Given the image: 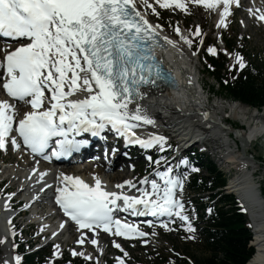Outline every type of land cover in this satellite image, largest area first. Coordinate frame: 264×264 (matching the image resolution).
<instances>
[{"label": "snow or ice", "instance_id": "obj_1", "mask_svg": "<svg viewBox=\"0 0 264 264\" xmlns=\"http://www.w3.org/2000/svg\"><path fill=\"white\" fill-rule=\"evenodd\" d=\"M144 2L147 5V0ZM194 2L208 9L222 4L223 16H227L230 5L238 4L239 0ZM157 3L165 8L171 3L186 8L180 0H171V3L157 0ZM223 16L221 24H224ZM259 19L264 20V14ZM157 36L153 26L136 10L134 0H0V37L7 38L6 43L20 42L13 50H9L10 45L0 49V69L4 70L0 73V83L8 97L29 104L33 109L18 121L23 143L33 153L51 160L45 150L53 137L60 138L56 140L59 150L53 155L66 156L87 144V141L70 139V135L88 132L97 136L110 125L129 142L144 148L154 144L163 147L166 140L163 136L148 140L135 136L132 129L138 125L130 121L145 124H154V121L144 114L139 104L134 109L129 108L130 103L142 98L141 84L155 82L151 79L153 68L156 78L163 74L159 63H150L156 59V48L163 47ZM164 39L175 46V42ZM209 51L214 53L215 49ZM237 58L243 68L242 57ZM46 92L50 93L47 108ZM78 93L82 98L69 99ZM15 115V106L7 99L0 100V149H6L7 138L14 130ZM11 143L20 147L15 138ZM171 173V167L158 172L163 189L152 180L151 191L140 189V196L107 191L99 177H94L95 183L90 185L79 177L64 176L65 187L57 188L60 193L57 203L81 229L102 227L105 232H112L115 226L114 235L144 237L148 234L114 219V212L121 208L117 202H123L125 212L132 210L140 214L138 206H142L145 214H175L182 221H188V216L181 214L183 203L175 198L176 190L183 188L182 181ZM141 183L149 181L145 179ZM125 184L135 187L132 181L116 187L123 189ZM187 230L194 231L190 223ZM83 242V239L78 241ZM91 242L97 244L96 239ZM114 246L124 252L120 244ZM56 247L58 249L59 245ZM72 254L83 255L75 251ZM124 255L127 256V252ZM117 259L119 264H125L123 259ZM16 260L19 264L20 257Z\"/></svg>", "mask_w": 264, "mask_h": 264}, {"label": "bare ground", "instance_id": "obj_2", "mask_svg": "<svg viewBox=\"0 0 264 264\" xmlns=\"http://www.w3.org/2000/svg\"><path fill=\"white\" fill-rule=\"evenodd\" d=\"M245 4L249 2L248 0L244 1ZM259 9L261 12L264 13V6L258 3ZM227 22V20H225ZM169 34L171 32L167 30ZM164 40V39H163ZM169 44V43H168ZM173 47L172 44H170L169 48H164L159 53V56L161 58H165V62L167 64L170 63L176 70L180 71L181 74L185 76L186 80V87L190 88V86L193 88L194 81H193V75L190 70V64L187 63L184 59H182L178 54H175L171 48ZM180 51V49H178ZM180 54V53H179ZM170 57H172L170 59ZM181 92V93H180ZM160 96V98H159ZM158 98L154 101L149 100V97L144 96V98H140L138 102L130 103L129 108L134 109L137 104L141 108H144V114H146L150 119H152V114L159 109V107L164 106L167 108L168 112L172 113L174 116L177 115V120L181 121L179 124L175 125L174 129L176 132H180L183 136H188L190 131L194 127L195 131H200L198 126H202L206 128L207 130L204 131L202 134L206 137V140L203 141V144L210 146L214 153L217 155L220 154L218 147H216V144L212 143V140L215 139V137L218 135L219 132L225 133L227 135L228 130H223L221 127H219L220 123V116H222L223 119L230 118L236 122H243L246 124L248 123V128L241 130V134L237 135V138L241 140L243 146H245V153L246 146H248L250 143V139L253 136H257L259 138L264 137V113L261 114V116H253L251 117V120L258 121L256 125L252 126L251 122L249 123L247 120V113L248 109L243 108V106H239L238 103L230 104L228 106L226 105H211L207 102L205 98L200 97L197 93L192 91V96L185 97L182 93V91L178 92H169V91H163ZM77 97L82 98V94L78 93ZM76 97V98H77ZM26 103H22L19 105L21 110H23L21 113H19L22 117H24V114L28 111H33L31 107H26ZM251 110V109H250ZM173 111L176 112V114L173 113ZM253 112L255 113L256 110L253 109ZM259 119V120H258ZM153 120V119H152ZM133 123L139 125H153V124H145L143 121H133ZM214 137L212 140L210 137ZM180 136H176V138H179ZM196 137H200L198 139H201V136L199 134L196 135ZM211 140V141H209ZM227 143L226 140L223 141V145ZM14 158L16 160L15 166L18 168L22 167V161L24 159L18 158L15 154L10 153V155L6 158L0 159H11ZM177 157L170 161L169 164L166 165L165 168L171 166L172 164H175L177 161ZM229 161L231 163L237 162L238 165H240V168L238 172L234 175L233 179H231L226 191L230 194H234L241 202L244 209L248 210V220L251 226L252 231V241L251 246L254 247L255 253L253 257L249 260L247 264H264V198L259 193L258 188L256 187L255 183L253 182V171L254 169V163L252 160H248L247 158H241V157H235L230 156ZM124 161L120 162V166L124 168ZM1 169V168H0ZM64 171H70L72 176L79 177L82 180H85L88 175H80L79 172H77L76 166H67L62 168ZM164 170L163 167H160L157 172H160ZM125 172V171H124ZM122 173L120 171H114L111 172L108 175L109 180L114 184H120L125 179L132 177L133 174L126 172ZM4 175L9 174V178L12 177L13 173L10 171H7L6 169L3 171ZM127 175V176H124ZM124 176V177H123ZM123 177V179H120ZM8 186L10 188H14L17 184V180H8ZM91 183H95L94 178L90 179ZM187 199L184 200V204H186ZM20 221L16 222V226H19ZM179 224V222H177ZM82 239L81 235L74 233L72 238H70L67 242L63 241L62 238L59 239V241H62L60 243V251L65 252L67 249L68 251L73 253L75 251L78 253V250L85 251V249L94 247V244L92 242H86V243H78V241ZM64 243H66L68 246L65 247ZM153 242H150L149 240L144 243V246L151 247ZM71 244V245H70ZM71 246V247H70ZM85 247V248H82ZM104 253L107 254V248L104 247ZM86 259L90 258L92 260L93 255L92 253H87L85 256ZM6 260V259H5ZM98 261L100 259H97ZM6 264H13V260L7 259Z\"/></svg>", "mask_w": 264, "mask_h": 264}, {"label": "rangeland", "instance_id": "obj_3", "mask_svg": "<svg viewBox=\"0 0 264 264\" xmlns=\"http://www.w3.org/2000/svg\"><path fill=\"white\" fill-rule=\"evenodd\" d=\"M239 13H242V10L239 11ZM161 19L171 29H175L176 26L181 25V24L185 25L186 28H190L192 30L195 27L201 26V28L204 31V37L209 36L207 40L217 47L218 52L220 51L221 48L218 47V45L221 46L219 36L214 35L216 19L214 16H209L206 11L193 7V8H190L189 10L176 11L173 14V11L164 10ZM223 28L224 27H222V29ZM223 30H226L224 34L225 39L228 40L229 43L231 44L230 51L232 53L231 55L233 56L231 60L228 59L230 63L228 65L229 70L231 71L235 67H240L241 61L238 60L237 58L238 55L236 54L241 53L245 57V61L242 60V63L244 65H246L247 63H252L264 75V32L260 33L254 28L246 32H243L241 27L233 24V21H231V19L228 20V27ZM199 60L202 61L203 56H201ZM204 79L207 85H212L213 79L210 77V75L208 76L205 75ZM214 93H216V96L213 99V104L211 105L228 106L230 104L236 103V102L230 103L231 101L229 100H221L220 102V99L216 97L222 96L225 99H227V97L224 94H220L219 92H217V90ZM149 100L154 101L151 98ZM239 106L242 107L243 105L239 104ZM243 108L248 109V113H247L248 120L247 121L249 123L251 122V125L256 122V121L253 122L251 120V117L253 114H254L253 116H261V114L264 113V112L254 113L253 110L252 109L250 110V108L247 106H243ZM250 114L252 115L250 116ZM221 118L222 116H220V119ZM231 124L235 128L241 127L236 121L233 120V118H232ZM262 141L264 142V137ZM259 143L260 141H258L255 145H252L250 147L249 152L247 154L248 157L253 156L255 159L259 160ZM248 147L249 145L246 146V149ZM207 156L215 162V165L220 171L223 172L225 170L221 162H219L215 157H212L210 153H208ZM11 160L16 162L14 158H11ZM256 165L259 166L258 163H256ZM256 165H255V169H256ZM143 174L144 173L140 175H143ZM262 193L264 195V187L262 189ZM189 199L193 204L196 203V200L194 197L190 196ZM188 206L191 210L196 208L195 206H192L191 204H189ZM192 215H193V218L191 221L192 222L191 226L194 228L193 232H189L187 230V226H188L187 225V226H184L185 233L183 231V228H181L182 233H179L180 229H178V230L171 232L172 234H163L162 240L160 242H159L160 237H156V236H159V234H157L155 235L156 241L153 242V240L151 241L149 240L150 242H153L151 247H147L143 245L144 248L147 250L135 251L131 247V251L125 257L131 262L130 264H161L166 259H169V260L174 259L175 258L174 255L176 253L180 255L187 254L186 251L189 253V256L191 255V256L197 257L198 255L199 257H201L203 254V250H202L203 248L201 247V244L199 241V233L197 231L199 227H201V223H200L201 217H200V214H197V211L194 212L193 210H192ZM19 226H21V224H19ZM30 234H31L30 236L24 239L29 240V239L38 238V236L36 237L37 233L34 229L31 231ZM186 248H188L189 250H185ZM152 249H160V250H152ZM53 255H54V248H51L48 251L44 252L43 256L41 257L42 262H44L43 264H51ZM4 256H5V253H1L0 257H4ZM109 257L114 258L112 254H110ZM63 264H89V263L87 261L83 262L82 260L73 262V259L70 258L68 262L65 260Z\"/></svg>", "mask_w": 264, "mask_h": 264}, {"label": "trees", "instance_id": "obj_4", "mask_svg": "<svg viewBox=\"0 0 264 264\" xmlns=\"http://www.w3.org/2000/svg\"><path fill=\"white\" fill-rule=\"evenodd\" d=\"M222 61L211 59L212 65L217 68L218 78L224 69ZM221 93L258 111L264 108V85L259 86V76L253 74L250 68L234 75L228 85L222 84ZM197 160L201 162L200 158ZM206 169L208 176L195 177L192 180L193 188L214 192L225 187V179L212 162L206 164ZM222 202V206L215 207V216L206 219L208 225L202 231V241L208 253L204 258L195 259L196 264H247L254 255V250L249 248L251 233L246 217L239 213L233 198L224 196ZM32 260L31 257L27 258L29 264L33 263Z\"/></svg>", "mask_w": 264, "mask_h": 264}]
</instances>
